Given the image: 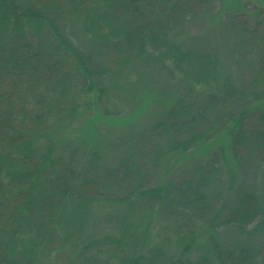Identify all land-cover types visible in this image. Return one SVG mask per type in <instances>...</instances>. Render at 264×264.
Returning a JSON list of instances; mask_svg holds the SVG:
<instances>
[{
	"label": "trees",
	"instance_id": "trees-1",
	"mask_svg": "<svg viewBox=\"0 0 264 264\" xmlns=\"http://www.w3.org/2000/svg\"><path fill=\"white\" fill-rule=\"evenodd\" d=\"M253 1L230 0L229 29L264 28V0ZM218 2L0 0V264H264V239L223 244L218 229L263 227L264 194L208 192L224 150L231 162L264 163V34L263 55L237 82L222 77L214 55L172 36L186 16L206 17ZM140 61L181 74L187 93L129 132L113 164L63 138L64 122L115 115L108 103ZM217 134L204 164L160 181ZM101 202L144 219L128 224L122 215L119 234L77 239L82 215ZM164 214L174 217L170 244L148 232Z\"/></svg>",
	"mask_w": 264,
	"mask_h": 264
},
{
	"label": "rangeland",
	"instance_id": "rangeland-1",
	"mask_svg": "<svg viewBox=\"0 0 264 264\" xmlns=\"http://www.w3.org/2000/svg\"><path fill=\"white\" fill-rule=\"evenodd\" d=\"M221 1L207 12L206 17H201L199 14L186 16L179 22L180 25L173 29L172 36L185 46H195L199 54L209 52L214 55L218 63V72L222 77L228 74L237 82L244 80L242 76H245L249 69L255 66L260 55H263V48L259 45L262 41L259 40L263 38L264 28L256 25L253 36L250 34L243 36L237 30L229 29L230 22L227 15L236 10L234 6L229 5L230 0H223L224 4ZM253 2L257 3L255 0ZM219 6V14H223L221 20L220 18L214 19V12L218 11ZM253 24L254 22H251V25ZM75 37L76 44L82 50L90 49L89 39L82 31L76 30ZM120 85L122 90L117 93L112 102L108 103L112 112H117L115 115L82 117L72 124L66 122L62 124L64 128H67L63 138H69L71 142L77 140L75 145H81L80 147L85 149L96 148L102 153L105 164H113L121 156L123 157L119 142L129 132L146 126L154 114L163 108L162 103L178 95H184L188 90L187 82L182 79L181 74L171 69L162 70L154 64L143 61L136 63L133 69L127 72V76L123 78ZM221 137L222 134L214 136L212 140L215 141L208 148H204L202 144L201 147L192 150V153L182 155L183 158L178 159V162H175L173 168L168 171V176L164 177L161 176L164 174H159L160 181L165 182L169 176L175 178L181 172L187 173L197 165L204 164L214 151L215 142ZM221 142L225 144L223 139ZM70 143L68 142V145ZM227 156L224 150L221 167L212 175L214 179L208 192L222 187V189H228H226L228 195L235 197L242 191L258 188V191L264 194V163L251 159L231 162L230 157L227 158ZM228 162L232 164L225 165ZM111 209L112 207L108 204L101 202L93 206L88 214L82 215L83 223L81 229L77 230L76 238L86 241L101 239L108 234L117 235L122 231V220H124L122 215L126 217L125 222L128 224L134 223L135 225L139 220L144 219L143 213H134L124 207H119L116 212ZM255 223L253 222L247 228V232L251 235L243 234L235 228L219 227L222 243L229 244L236 239H246L252 243L263 240L264 226L256 230ZM173 224L174 217L167 214L160 215L149 225L148 232L156 241L162 236H167V242L170 244ZM171 248L174 250L173 243Z\"/></svg>",
	"mask_w": 264,
	"mask_h": 264
}]
</instances>
